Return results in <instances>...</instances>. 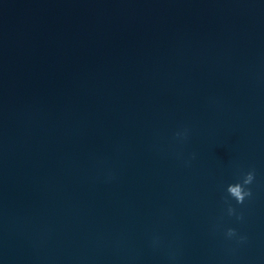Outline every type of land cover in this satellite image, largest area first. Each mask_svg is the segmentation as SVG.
I'll return each instance as SVG.
<instances>
[{"label":"clouds","instance_id":"obj_1","mask_svg":"<svg viewBox=\"0 0 264 264\" xmlns=\"http://www.w3.org/2000/svg\"><path fill=\"white\" fill-rule=\"evenodd\" d=\"M254 179V174L252 172L247 173L244 177L242 183L230 184L227 187V192L231 197H233L237 203H243L246 196H250L251 192L245 190V185L251 184ZM231 229H229V234H232Z\"/></svg>","mask_w":264,"mask_h":264}]
</instances>
